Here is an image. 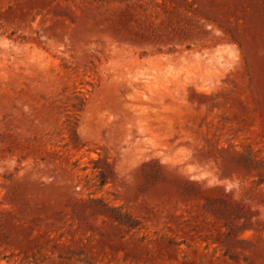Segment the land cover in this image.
I'll list each match as a JSON object with an SVG mask.
<instances>
[{
  "label": "rangeland",
  "instance_id": "obj_1",
  "mask_svg": "<svg viewBox=\"0 0 264 264\" xmlns=\"http://www.w3.org/2000/svg\"><path fill=\"white\" fill-rule=\"evenodd\" d=\"M0 264H264V0H0Z\"/></svg>",
  "mask_w": 264,
  "mask_h": 264
}]
</instances>
